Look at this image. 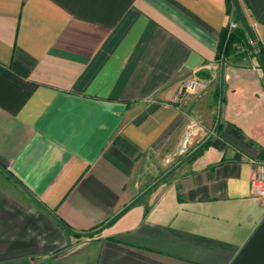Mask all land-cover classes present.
Listing matches in <instances>:
<instances>
[{
	"label": "crops",
	"instance_id": "obj_1",
	"mask_svg": "<svg viewBox=\"0 0 264 264\" xmlns=\"http://www.w3.org/2000/svg\"><path fill=\"white\" fill-rule=\"evenodd\" d=\"M238 2L264 52V0ZM234 18L230 0H0V264L232 262L264 218V73L216 61Z\"/></svg>",
	"mask_w": 264,
	"mask_h": 264
},
{
	"label": "trees",
	"instance_id": "obj_2",
	"mask_svg": "<svg viewBox=\"0 0 264 264\" xmlns=\"http://www.w3.org/2000/svg\"><path fill=\"white\" fill-rule=\"evenodd\" d=\"M230 5L232 10L234 11L233 1L230 0ZM235 12V11H234ZM239 25L235 28H231L230 25H227L224 27L220 33L218 38V45H217V55H216V61L218 63H225L229 61L231 58L234 60H240L244 53H255L260 54L262 57V61L264 63V52L262 48L260 47L259 43L257 42L256 38L254 37L255 43L252 44L249 41V37L247 34V31L243 24L240 22ZM210 143V140L205 141L203 144H201L197 149L194 151L187 153L185 156L179 159L177 164L173 166L168 174L163 179H159L156 183L164 182L166 181L174 172L175 170L180 167L183 163L189 162L193 160L198 154H200ZM151 190H148L147 192H144L140 198L136 199L135 202L137 203L139 200L142 199L143 196H145L147 193H149ZM114 219V218H113ZM74 233V232H73ZM82 235H92V234H82Z\"/></svg>",
	"mask_w": 264,
	"mask_h": 264
},
{
	"label": "water",
	"instance_id": "obj_3",
	"mask_svg": "<svg viewBox=\"0 0 264 264\" xmlns=\"http://www.w3.org/2000/svg\"><path fill=\"white\" fill-rule=\"evenodd\" d=\"M234 11H235V18L233 20V24L241 23L244 25L250 43L254 44L255 40L252 34V31L244 17L238 0H232ZM259 62H260V69L264 73V63L262 61V57L260 54H257ZM230 264H264V218L258 224L254 232L245 242V244L241 247L238 254L232 260Z\"/></svg>",
	"mask_w": 264,
	"mask_h": 264
},
{
	"label": "built area",
	"instance_id": "obj_4",
	"mask_svg": "<svg viewBox=\"0 0 264 264\" xmlns=\"http://www.w3.org/2000/svg\"><path fill=\"white\" fill-rule=\"evenodd\" d=\"M231 28H235L236 24H231ZM207 88L206 81L193 78L188 83L184 85V89L191 93H200L205 91ZM253 176L251 177V187L253 189L254 195L257 196L262 206L264 207V162L254 161Z\"/></svg>",
	"mask_w": 264,
	"mask_h": 264
},
{
	"label": "rangeland",
	"instance_id": "obj_5",
	"mask_svg": "<svg viewBox=\"0 0 264 264\" xmlns=\"http://www.w3.org/2000/svg\"><path fill=\"white\" fill-rule=\"evenodd\" d=\"M186 155V154H185ZM184 155V156H185ZM183 157V156H182ZM182 157H180V158H182ZM179 158V159H180ZM179 159L173 164V165H171L168 169H166L164 172H162V174L160 175V178L161 179H163V178H165V176L168 174L167 172H169V170L173 167V166H175L176 164H177V162L179 161Z\"/></svg>",
	"mask_w": 264,
	"mask_h": 264
}]
</instances>
